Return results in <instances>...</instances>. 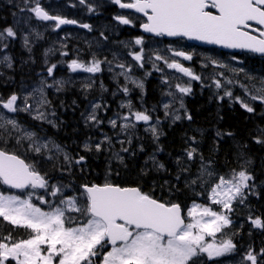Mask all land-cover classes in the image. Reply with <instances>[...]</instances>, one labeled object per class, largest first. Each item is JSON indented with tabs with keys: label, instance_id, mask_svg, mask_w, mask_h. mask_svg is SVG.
Returning a JSON list of instances; mask_svg holds the SVG:
<instances>
[{
	"label": "snow or ice",
	"instance_id": "obj_1",
	"mask_svg": "<svg viewBox=\"0 0 264 264\" xmlns=\"http://www.w3.org/2000/svg\"><path fill=\"white\" fill-rule=\"evenodd\" d=\"M84 0H81L83 3ZM121 8H133L147 17V23L142 25L145 32L157 36L187 37L204 41L209 44L222 45L232 49H247L252 52L264 54V0H133L132 3H121L114 0ZM215 10V14L212 11ZM35 16L44 21H57L56 27L63 24H75L76 21L58 16H50L39 4L32 8ZM122 24L131 21L124 17H117ZM250 21L261 26L260 37L252 35L245 29H250ZM89 28L87 24L82 25ZM7 37H15L12 28L5 30ZM0 39L3 34L0 33ZM27 43V38H25ZM136 45L142 44V39L135 40ZM137 62L143 61V50L133 53ZM175 56L191 60L192 56L176 51ZM5 59H8L5 57ZM157 60L162 59L156 56ZM100 61H94L90 66H85L76 60L68 65L73 72L78 69L89 73L99 72ZM167 63V62H166ZM215 63V62H214ZM10 66V65H9ZM121 68L124 65H119ZM142 67L143 64L141 63ZM167 67L175 69L191 79L199 80L191 69L173 61ZM223 67V65H221ZM55 65L48 69L52 74ZM240 71H243L242 69ZM231 83V81H229ZM217 88L221 87L220 81H215ZM143 88V84H138ZM180 93L188 94L190 87L176 86ZM128 93V88L123 89ZM264 93V83L257 89ZM231 96V92L225 93ZM253 100L264 102V95H253ZM18 96L13 94L7 101L0 100V106L8 112L27 111L18 109ZM88 119H97L95 108ZM127 107L131 108L129 103ZM167 109L169 105L165 104ZM248 112L253 108L242 103ZM135 121L145 123L151 120L145 112L132 113ZM43 113H38L34 119H44ZM191 119V117H188ZM129 120L128 116L123 117ZM176 119H179L177 116ZM116 127V120L110 122ZM6 125H11L14 130L19 126L14 119H5L0 114V129L8 131ZM134 125L124 124V128ZM156 134V128L152 129ZM11 135V133H9ZM24 136L32 140L34 133H25ZM0 140L6 143L3 133ZM17 144L20 139H17ZM262 141L257 140V143ZM53 147L59 148L58 145ZM48 144L31 145V150L37 154L42 149H47ZM88 149V146L85 145ZM97 151L101 145L95 146ZM127 151V149H124ZM195 149L187 153L188 158H193ZM69 157L65 155V160ZM84 160L81 156L76 163ZM211 175V173H209ZM253 177L246 171L234 172L231 178L219 177V182L211 187L208 199L211 205H219L221 211L214 210L193 202L187 209L186 216L178 203L167 204L158 201L151 195L142 192L139 188H124L109 183L84 186L86 202L80 204L77 197H63L62 189L52 186L50 195L61 196L59 205L51 206L49 211L42 210L32 202L34 192L28 189L48 190V182L33 166L26 164L15 153H10L0 148V185L7 189H16L24 193L20 195H6L0 191V218L13 226L29 230L27 239L13 241L11 233L0 236V264H94L95 259L102 256L100 264H200L202 255L209 260L234 251L236 245L231 239H226L219 246L206 243L205 236L215 237L217 233L232 224L226 212L233 210V202L238 199L243 202L244 189L249 188V181ZM193 183H196L194 180ZM41 204L49 202L43 196L37 197ZM62 205V206H61ZM70 213H78L73 217ZM81 217L83 219H81ZM187 219V222H186ZM256 228H264V221L257 217L251 220ZM110 246V250L101 251ZM258 255L264 256V249L259 254L249 250L245 256L251 264H258Z\"/></svg>",
	"mask_w": 264,
	"mask_h": 264
},
{
	"label": "trees",
	"instance_id": "obj_2",
	"mask_svg": "<svg viewBox=\"0 0 264 264\" xmlns=\"http://www.w3.org/2000/svg\"><path fill=\"white\" fill-rule=\"evenodd\" d=\"M16 10H18V0H0V30L16 29L13 25V13ZM9 45L7 49L10 50L14 59V71L4 73L0 77V92L7 98L13 94L16 95L20 86L36 82L38 76L44 72L45 65L44 45L36 46L31 52L32 57L29 56L28 50L24 49L19 43V39L12 41ZM244 65L250 74L259 76L255 77V81L252 82L253 85L258 78L264 79V59H244ZM235 81L241 83V80L237 77ZM243 85L248 86V83L244 82ZM2 87L4 88L2 89ZM148 87V98L157 103L160 93L156 89L153 91L151 84ZM227 91L231 92L232 97L225 96L222 100L210 97L209 93L211 91H206L200 96L194 94L188 100L192 121L183 122L171 128L165 127V135L157 143L153 142L150 137H144L143 135L136 140L147 151L160 150L162 152L159 159L164 163L166 169L164 173L156 168L149 167V165L142 166L145 165L142 156L141 158L134 156L133 159L129 158L128 162L124 164H117L113 169V173L119 176L115 180L117 185L139 187L142 192L151 195L160 202L167 204L176 202L184 206L192 200V198L189 200V197H193V195L189 193L187 186L178 179V177L187 173V169L182 166V161L178 157L183 154L185 149H190V141L196 140L198 142L197 146L202 151V154L199 155L200 160L210 162L214 170L224 177L231 178L234 172L241 171L240 161H248L250 163L248 174L253 179L249 181V188L246 189L248 195L247 206L242 210L240 208L236 209L238 217H233V219L237 223L228 230V233L236 245L234 249L236 252L245 250L246 248L243 247L251 244L252 248L250 250L254 254H259L261 249H264V228H260V230L254 228L253 230L251 220L259 217L264 221V102L261 100L259 102L256 100L249 101L244 98L242 103L253 108L252 112H248L237 102L240 95L244 96L245 93L242 94L235 88ZM260 95H264V93L261 92ZM222 96L217 95L216 97ZM60 97L61 95H57L56 99L52 101L56 103ZM73 103L74 100H60L59 106L74 110ZM27 123L30 125L32 122L28 121ZM57 123L60 129L54 132L57 134V136H54L56 140L70 151L75 152L76 148L79 151V147L86 139L85 134L89 129L82 127L77 116H72L70 119L66 118L64 123ZM38 126V130L41 128V132L46 133L45 128L41 127L40 124ZM4 136H6L7 143L0 140V148L18 154L15 147L10 145V143L15 144V138H11L9 133L6 132ZM9 136L10 138L7 139ZM257 140L262 142L257 143ZM91 157L86 164L87 166L81 168L82 172L83 170L87 171L85 174L81 172L82 176L80 178L81 183L85 185L100 184L108 173L109 163L107 161L109 160L102 161V158H98V156ZM57 166V164H51L48 171L51 173ZM195 167L191 163L190 171L192 172V168L195 169ZM64 168L70 170L69 167ZM75 168V172L79 171L78 167ZM44 173L49 174L48 172ZM0 190H4L1 185ZM76 191L81 192L80 189ZM9 233L15 241L27 239L29 230L13 227L0 218V236H7ZM96 259L94 264H100V259ZM199 260L200 264H212L206 255H203V258H199ZM258 262L264 264V256L258 255ZM11 264H14V262H11Z\"/></svg>",
	"mask_w": 264,
	"mask_h": 264
},
{
	"label": "flooded vegetation",
	"instance_id": "obj_3",
	"mask_svg": "<svg viewBox=\"0 0 264 264\" xmlns=\"http://www.w3.org/2000/svg\"><path fill=\"white\" fill-rule=\"evenodd\" d=\"M50 1L51 4L43 8L44 11L50 16H58L64 19L74 20L76 23L63 24L56 27L57 21L55 20H40L48 25L49 28L54 27V30L50 29L49 31H46L41 39H37L38 42L46 45L45 61L48 62V67L43 73L45 75L43 86L44 88H47L46 108L49 112V122L46 124L45 131L46 135L51 134L50 122L53 119L56 122L64 123L66 118L70 119L72 116L78 117L83 128H89L85 134L86 139H84L82 145L79 147V151L77 148L75 149L76 153L64 147L61 149L63 152L62 157L67 155L69 157L67 163L72 167H75L76 161L79 160L81 156L84 157L82 162L77 163L79 165V171H63V179L70 186H84L85 184L81 183L80 178L82 173L85 174L87 171L83 170L82 172L81 168L87 166L86 164L92 158L91 156H98V158L101 157L100 152L97 151L93 145L94 142L102 139V134L99 132L100 126L111 124L110 122L112 120L118 119V115L121 119L120 113L127 114L128 117H133L132 113H134V109H147L145 103H150V105L152 104L151 107L155 108V101L148 98V86L151 84L153 91L155 89L160 91V87L164 84L163 75L166 60L165 48L172 46L176 51H183L191 55V60H185L183 57L176 56L174 61L191 69V71L197 76H199L203 70L202 67H200L202 53L213 51L219 52L223 57H227L228 55L215 49L192 46L184 39L170 40L165 39L164 37H145L142 35L141 28L143 24L147 23L146 17L131 12L128 8H121L119 4L114 2V0H84L83 3H81V0H69V3L67 0H65V2L60 0L57 4H53V0ZM132 2L133 0H121V3ZM212 11L215 14V10L212 9ZM117 17L127 18L131 23L122 24ZM84 24H87L90 27H82ZM256 32V35L260 36L259 31ZM137 38L142 39L141 45L135 44ZM125 44L134 47L132 49H127ZM141 49L143 50V54L146 53L149 57L144 58L143 56V61L137 62L134 60L133 55H131V51L134 50L135 53H137L140 52ZM30 54L31 53H29V56L32 57L33 55ZM158 55L161 56L162 59L157 60L156 56ZM72 60H76L89 66L94 61H100L101 70L96 73H89L82 69H78L75 72L71 70L72 75H70L68 73L70 69L67 67V64ZM11 61L12 62L8 68L5 69L0 67V76L4 73L14 71V59L12 57ZM55 61H59L57 65L55 64ZM141 63L143 64L142 67L140 66ZM121 64L124 65L123 68L119 66ZM53 65H55V68H53L52 74L49 75L48 69ZM110 68L112 69L110 70ZM173 71L178 77L191 80L188 81V84H192V91L198 92L205 88L202 85H197L195 79H191L175 69H173ZM125 77L131 79L132 82H127L124 79ZM58 80L65 84L60 86L59 83H57ZM138 84H143V88L138 87ZM30 87L33 86L22 85L20 88L25 89ZM125 87L130 88V91H128L127 94L123 91ZM3 88L4 87H2V89ZM57 95H61L59 101L74 100V110L64 107L61 108L60 106L53 110L54 103L52 100L56 99ZM7 99L8 98L4 94L0 96V100L7 101ZM129 103L132 105L131 108L125 107ZM16 104L18 109L22 108L23 100L21 97L18 96ZM95 105H99L100 107L95 108L94 114L97 119L92 121L89 120L88 117L93 114ZM12 113L17 115L21 121H28V118L24 116L20 110ZM152 118L154 121L162 120L161 115H157L156 117L152 115ZM97 125L100 126L97 127ZM50 136L56 139L54 136L57 135ZM47 139L54 141L51 138ZM85 145L88 146V149L85 148ZM145 151L146 150L140 149L130 150L126 155H131L126 157L124 161L128 162V159H133L134 156L140 158L142 156L144 163H147V154ZM114 161L115 160L112 159V168L109 170V175L112 179L119 177L113 173V169L115 168ZM148 165L152 168V165L150 164L142 166L146 167Z\"/></svg>",
	"mask_w": 264,
	"mask_h": 264
},
{
	"label": "rangeland",
	"instance_id": "obj_4",
	"mask_svg": "<svg viewBox=\"0 0 264 264\" xmlns=\"http://www.w3.org/2000/svg\"><path fill=\"white\" fill-rule=\"evenodd\" d=\"M53 1H54L53 4H57L60 0H53ZM63 1L65 2V0H63ZM67 1H68V3L70 2L69 0H67ZM37 4H39V6L43 9L46 6L50 5L51 1L50 0H19V2H18L19 8H18L17 12L19 13V18H18V21L16 22V27L19 30L18 36H19L20 42L27 48L28 47L29 48L34 47L36 42H38L37 39H41L46 31H49L50 29L54 30V27L49 28L48 25H46L42 21H40V19H38L35 16V14L31 11V9L36 7ZM13 18H14V16H13ZM0 33L3 34L2 40L4 42L6 40H8V37L4 32H0ZM11 38H13V37H11ZM25 38H27V43L25 42ZM34 40H36V41H34ZM52 41H54V40H52ZM3 44L4 45L0 44V67H9V65L12 62L11 61V55L9 54V52L6 49V48H8V45L5 43H3ZM38 44H40V43H38ZM165 52L167 53L166 59L170 60L172 62L174 53L176 52L175 48H173L172 46H169V47L165 48ZM5 57H7L8 59H5ZM202 57L203 58H212L215 61L214 65H217L216 68L218 70L220 69L219 65H223L224 67L225 66L227 67V68H225V71H223L221 78L218 75V81H220V83L222 85L226 86L227 89H229L233 85V80L228 75L230 70L234 73L240 74L241 75L240 79L243 81H246L244 75H247L248 71L243 67V61L241 58L232 57V59L226 60V64H225V63H222L221 60L213 58V56L211 54H209L208 52H206L205 54L203 53ZM70 63L71 62H69L67 64V67ZM227 63H228V65H227ZM85 66H89V65H85ZM241 69L243 71H240ZM68 73L70 75H72L71 70L68 71ZM236 76H237V78L239 77V75H236ZM0 77H2V75ZM252 79H254V74L249 75V73H248L247 82L250 85V89H251L250 92L248 91V88H246L245 86L239 85L238 83L235 84L236 86H239L240 89H242L243 93H246L248 91L246 93V97L240 95L238 101H239V103H241V105H242L244 98H246L249 101L250 100L252 101L253 95H260V93H261V92L257 91V89H259L262 86V83H264V79L258 78V80L254 83V85L252 84ZM41 81L42 82L40 85H35L32 88H25V89L22 88L21 89L20 88L21 86H20L18 89V93H20V94L19 95L16 94V95L21 97L23 100L22 109H24L27 104H29L31 106L30 111H28V110L22 111L24 113V115H29L31 118L34 119V117L36 115H38V113H43L45 118L44 119H36V120L41 121V122H44V121L48 122V116L47 115H49V112L47 111V108H46L47 107V103H46L47 88H44V86H43V84L45 82V78L41 79ZM229 81H231V83H229ZM118 82H120V81H118ZM57 83H59L60 86L62 84H65V83H62L60 80H58ZM177 85H180L182 87H186L185 81H183L182 84L178 83V84L167 86V89H169L168 90L169 93L167 92V96L165 98L164 105L167 104V105H169V107L167 109L164 107V110H163V112H166V115H167L165 117V119L171 120L173 122V124L176 123V120H177L176 117L177 116L180 118V116L178 115V112L181 115L182 111H181V109H179V106L183 105L186 97L189 94V93L188 94L180 93L178 88L176 87ZM220 88L216 87L217 90ZM221 90H223V89L221 88ZM1 95H2V93L0 92V96ZM226 96L230 97L228 95H226ZM183 100H184V102H183ZM30 101H31V103H29ZM232 101H235V100H232ZM257 101H259V99H257ZM53 103H54V101H53ZM58 106H59V100L53 104V110L55 108H58ZM174 108H176V109H174ZM0 114H2L5 117V119H14L17 122V124L19 126L18 130H14L11 125H6V128L8 129V131L6 133H11L10 136H11V138H15L14 142L16 144H17L16 138L17 139L19 138L23 142L27 143L29 151L31 154H37L36 152L31 150V145H33V144L42 145V144L47 143L48 148L42 149L41 152L46 151L48 153L51 150L50 145H52V143L49 144V142L46 140H36L34 138V136H33L32 140L27 139L24 136V134L29 133V132L33 133V132L25 129L23 127V125L20 124L19 121L12 116V114L10 112H8L6 109H3L1 106H0ZM124 116H128V115L127 114H121V119L119 118L116 120V127H113L112 124L106 125V127L109 126V128H108L109 130L106 129L105 130L106 132L104 133L105 137H103L99 142H97V144L101 145V148L103 147L102 145L105 142L111 143V146L113 148H115L114 150L116 152V153L112 152V155L114 157L115 162H119L122 164L124 163V159L131 155V154H129V156L126 155L129 153L130 150H132L133 148H135L137 146H139V148H141V145L136 142L137 139L141 138L140 137V135H141L140 131L141 130L143 132H145V134L147 133V135L153 140H160L164 137V136H162L163 127L160 123H158V121H156V123H155V121L152 122V120H150L147 123H145L143 121L137 122V121H135L134 117H129V120L126 121L123 119ZM51 122L55 123L54 119ZM33 123H37V122H33ZM124 124L134 125V127L130 126L128 128H124L123 127ZM30 126L33 130H36L39 127V126L33 127L31 124H30ZM153 127L156 128V134L155 135L153 134V132L151 130ZM0 130H4V129H0ZM2 133L5 134V132H2ZM101 133H103V132H101ZM14 134L17 137H14ZM10 136L7 137V139H9ZM151 136H153V137H151ZM197 144H198V142L196 140L190 141L189 142L190 149L183 152L184 155L182 154L180 156L179 159L182 161V166L187 169V173H184L182 176L178 177V179H180L181 182L187 186L186 187L187 190L197 200L196 201L197 204H202L205 206H211L214 210L221 211L220 206L219 205H211V201L207 197L210 194L211 187L215 186V184L219 182V177L223 176V175H221L220 173H217L214 170V168L212 167V165L210 164V162H204V161L200 160V157L197 154H200L202 151L198 148ZM17 145H19V144H17ZM104 148L107 149L108 147H104ZM124 149H127V151H125ZM192 149H195L196 155L193 153V158L190 160L188 158L187 153L189 151H191ZM25 151H26V149L22 150L21 151L22 154H25ZM156 151H158V150H156ZM145 152L149 156L150 150L149 151L146 150ZM154 157L158 158V155L156 153H153L151 156V160L147 159V163L152 165L153 166L152 168L159 169V166L156 167V160ZM50 158L54 164L62 165L63 167H66V168L69 167L71 171L75 172L76 168L69 165L67 163V160H65V157H61L58 155H51ZM106 159L109 160L110 156L107 157ZM195 162H196V165H195L196 167H195V169L192 168V172H191L189 168L191 167V163L193 164ZM240 162H241L240 163L241 164L240 165L241 170H244L248 173V171H250V166H249L250 163L246 160H241ZM187 163H188V165H187ZM209 173H211V175H209ZM50 176L52 179L55 178V176L52 174H50ZM226 178H228V177H226ZM194 180L196 181V183H193ZM52 186H54V185H52ZM52 186H50L47 191L46 190H42V192L33 191L34 195L32 198V202L34 204H36L37 206L41 207L42 210H44V211H49L50 205L51 206L59 205V201L61 199L60 195H58L56 197H53L50 195V192L52 190ZM56 186L60 187L62 189L63 197L75 196V197H77L78 202L80 204H83L86 202V195L84 193L79 194L75 191V189H73L71 187L66 188V187L61 186V185H56ZM244 190H245V192H244L243 202L241 203L240 200L238 199L237 201L233 202V210L231 212L225 211V214H227L230 219H232L233 217H238V214H237L236 209H235L236 207L240 208L242 210L247 206L248 195H247V190L246 189H244ZM4 193L6 195L19 194V193H15V192H4ZM19 195L21 196V198H26L25 194H19ZM39 196H43L44 199L47 200L49 203L48 204H41L40 201L37 199V197H39ZM204 202H206V203H204ZM192 204L189 205L188 208H190L192 206ZM186 213H187V210H186ZM70 214L72 216L74 215V217L79 216L78 213H70ZM81 219H83V218L81 217ZM240 224L243 225L242 223H240ZM229 227L224 228L221 232L217 233L215 237L205 236V242L206 243H214L217 246H219L223 240L231 239V237H229L230 235L226 232ZM254 228H256V227H254L252 225L253 230H254ZM258 229H260V228H256V230H258ZM243 248H246V249L241 251V252H236L234 250L230 253H225L222 256L215 257L211 260H209V259L208 260L211 261L212 264H251L250 261H247L245 259V256H246L247 252L250 250V248H252V246H251V244H247ZM104 250L105 249H102L101 251L103 252ZM201 258H203V255L201 256ZM98 259H100V257H98ZM101 259H102V257H101ZM258 264H259V262H258Z\"/></svg>",
	"mask_w": 264,
	"mask_h": 264
},
{
	"label": "water",
	"instance_id": "obj_5",
	"mask_svg": "<svg viewBox=\"0 0 264 264\" xmlns=\"http://www.w3.org/2000/svg\"><path fill=\"white\" fill-rule=\"evenodd\" d=\"M249 23H252V24H255L257 25L254 21H250ZM259 26V25H257ZM261 27V26H259ZM147 34L149 35H155L154 33H149L147 32ZM165 37H168V38H177V37H169V36H165ZM179 37V36H178ZM189 42L191 43H194V44H197V45H204V46H208V47H216V48H219L221 50H227V51H232V52H239V51H244V52H248V53H254L255 55H258V56H264V54L262 53H258V52H252L250 50H247V49H232V48H226V47H223L222 45H217V44H209V43H206L204 41H200V40H196V39H189L187 37H185ZM7 187V186H6ZM16 190V189H14ZM17 191H20V190H17Z\"/></svg>",
	"mask_w": 264,
	"mask_h": 264
},
{
	"label": "bare ground",
	"instance_id": "obj_6",
	"mask_svg": "<svg viewBox=\"0 0 264 264\" xmlns=\"http://www.w3.org/2000/svg\"><path fill=\"white\" fill-rule=\"evenodd\" d=\"M10 26H11V24H10ZM55 40H57V39H55ZM54 40V41H55ZM33 41V40H32ZM31 41V42H32ZM3 43H5L2 39H0V44L1 45H4ZM33 43V42H32ZM76 43V42H75ZM6 44V43H5ZM31 45V44H30ZM34 45V44H33ZM38 45V44H37ZM10 46V45H9ZM28 46V45H27ZM29 48V47H28ZM101 48V47H100ZM112 49V48H111ZM102 50V49H101ZM42 51V50H41ZM28 52H29V50H28ZM107 52V51H106ZM112 54V53H111ZM123 54V53H122ZM31 55V54H30ZM42 55V54H41ZM99 56V55H98ZM112 56V55H111ZM115 56V55H114ZM117 56V55H116ZM121 56V55H120ZM100 57V56H99ZM119 57V56H118ZM101 58V57H100ZM113 58V57H112ZM102 60V59H101ZM112 68H110V70H111ZM114 69V68H113ZM109 72V71H108ZM111 73H113V72H111ZM92 82V81H91ZM98 83V82H97ZM159 86V85H158ZM169 90V89H168ZM159 92V91H158ZM169 93V92H168ZM18 95L20 94V93H17ZM174 94V93H173ZM210 94V93H209ZM139 95H140V93H139ZM89 96V95H88ZM96 96V95H95ZM94 98V97H93ZM144 100V99H143ZM49 102V101H48ZM122 102V101H121ZM137 102V101H136ZM153 103V102H152ZM156 103V102H155ZM154 103V104H155ZM137 104H139V103H137ZM150 104V103H149ZM170 104V103H169ZM120 105V104H119ZM152 105V104H151ZM163 105H164V103H163ZM132 106V105H131ZM125 107H127V106H125ZM142 107V106H141ZM152 108V107H151ZM177 108V107H176ZM124 109V108H123ZM129 109V108H128ZM127 109V110H128ZM125 110V109H124ZM144 110V109H143ZM164 110V109H163ZM179 110V109H178ZM131 112H132V110H131ZM127 113V112H126ZM20 115V114H19ZM29 116V115H28ZM261 116V115H260ZM167 120V119H166ZM178 120V119H177ZM155 123H156V121H155ZM31 125L33 126V127H37L38 126V123H31ZM151 137H153V136H151ZM6 143H7V141H6ZM5 144V143H4ZM8 145V144H7ZM6 146V145H5ZM14 149V148H13ZM12 149V150H13ZM16 151V150H15ZM24 152V151H23ZM17 153H18V151H17ZM198 164V163H197Z\"/></svg>",
	"mask_w": 264,
	"mask_h": 264
}]
</instances>
